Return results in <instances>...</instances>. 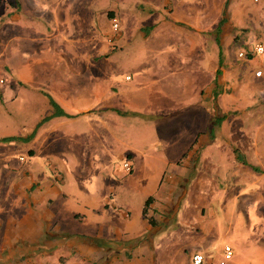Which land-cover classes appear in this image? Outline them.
<instances>
[{"label": "crops", "instance_id": "obj_1", "mask_svg": "<svg viewBox=\"0 0 264 264\" xmlns=\"http://www.w3.org/2000/svg\"><path fill=\"white\" fill-rule=\"evenodd\" d=\"M225 2L204 0V6L196 7L187 2L182 6L174 5L169 0L161 20L155 22L153 31L145 38L157 35L161 43L175 38L181 40L182 47L178 52L164 46L165 51L173 54L165 52L159 60L167 70L175 71L174 78L170 82L156 79L146 89L139 86L138 93L131 83L120 86L116 80L113 81L114 69L105 64L111 54L106 42L96 51L85 49L83 54L70 44L84 33V23L92 21L84 20V0H0V194H3L0 230L4 233L2 251H9L6 259L0 254V264L40 246L59 244L61 247L84 249V240L106 242L114 239L110 233L121 240L123 249L139 248L144 245L139 238L160 224V216L168 210L178 186L188 181L205 190L212 181L211 174L216 170L219 175L223 174L220 170H223L226 157L241 169L242 177L255 182L260 180L261 173L237 161L233 155L225 156L224 147L206 139L207 128L212 124L213 116H217V112L207 106L208 96L214 87L213 74L219 68L223 72L225 66H219L206 51L201 50L203 45L199 40L204 39L202 35L210 34L212 37L211 31L222 17ZM79 4L81 8H78ZM71 6L77 7L73 10ZM92 14L99 26L88 28L87 35L90 32L104 34L100 25L106 28L110 23L108 18L116 16L110 8ZM139 24L137 31L141 30V22ZM72 35L75 37L71 38ZM84 39L83 36L80 41ZM183 60L187 63L181 67L178 64ZM52 72L59 74L54 86L60 92H56L55 98L68 115L53 117L42 124L26 143L29 156L16 158L13 153L15 142L3 140L17 135L18 130L9 124L16 119L8 114L5 116L1 109L15 102L18 89L29 94L33 90L38 93L42 88L49 89ZM87 72L90 73L88 81L71 86V80L82 79L84 77L80 74ZM1 76H7V79ZM127 77L126 82L132 80ZM70 88L74 91H69ZM191 97L194 101L190 103L196 100L198 104L187 108ZM177 111L181 116L172 118ZM138 119L144 123L136 125ZM35 123L27 126L32 127ZM57 133L63 137H71L74 133L79 137L69 139V145L65 141L66 145L56 150ZM84 136L92 150L102 148L107 153H116L113 158L119 160L127 154L134 157L136 172L131 177L142 179L139 187L144 195L141 199L152 196L151 208L159 202L157 213L149 211L157 221L156 226L149 223L143 214L144 208L140 215L134 214L133 209H127L125 218L120 217L115 223V209L110 207L112 200H107L104 193H84L77 187L76 180L72 182L74 187L70 185L65 176L71 178V174H77L83 167L78 150L79 140ZM256 149L257 146L250 151L254 154L253 160ZM67 157L70 158L71 169L67 166ZM195 158L200 160L201 168L190 181L191 173L185 170L195 168V164L192 166ZM250 164L258 165L252 161ZM166 167L167 171L173 170L176 174H165L166 178H163L162 171ZM169 179H173V186L165 187L164 182ZM67 184L73 189V196H69ZM198 199L207 201L205 195L198 196ZM157 214L160 218L156 217ZM108 218H111V223ZM200 218H204V213ZM69 223L75 227H69ZM136 254L139 258V253ZM255 261L254 264H264L263 254Z\"/></svg>", "mask_w": 264, "mask_h": 264}, {"label": "rangeland", "instance_id": "obj_2", "mask_svg": "<svg viewBox=\"0 0 264 264\" xmlns=\"http://www.w3.org/2000/svg\"><path fill=\"white\" fill-rule=\"evenodd\" d=\"M84 1V10L86 11L84 20L92 21L85 22L84 33L78 36V40L74 38L70 42L79 54H83L85 49L96 51L103 42H106L111 54L109 61L107 60L105 64H109L112 66L111 69H114V75L111 76L113 81L116 80L120 86L131 83L136 86L138 93L139 86L146 89L156 79L161 82L173 81L175 71L167 70V67H163L159 60L165 55V52L173 54L171 51H165L164 46L178 52L182 47L181 40L175 38L161 43L156 37L157 35L145 38V35L153 31L151 29L155 22L161 20L169 0ZM172 1L174 5L181 6L186 2L192 3L196 7L205 5L204 0ZM225 1L228 3V9L224 24L220 23L223 19L222 14L216 28L213 32L211 31L212 37L210 34L202 35L204 39L199 40L200 45H203L200 49L206 51L219 66H225L223 72L216 71L213 74L214 87L208 96L207 106L211 107L214 113L217 112V116H213L212 124L207 128L208 137L206 139L216 141V144L224 147L226 149V152H223L225 156L230 154L237 159L234 148L239 149L248 162L252 161L258 164L255 166L264 170V59L262 55L252 51L256 42L264 44V0ZM76 7L71 6L73 10ZM78 8H81L80 4ZM106 8H110L116 13L120 23L118 32H114L112 29L111 17L108 18L110 23L106 28L100 25V31H104V34L90 32L87 35L88 28L93 29L98 25L92 12L102 11ZM139 22H141V30L137 31ZM83 36L85 39L81 42L80 39ZM241 51L246 53L245 57H240ZM68 58L74 57L68 56ZM168 59L174 58L168 57ZM201 59H205V57ZM185 63L187 60H183V63L178 65L183 67L186 65ZM201 63L199 61V64ZM170 68L173 67L170 66ZM258 71H262L260 76L257 75ZM58 75L57 72H52L49 89L42 88L43 90H38V93H36L37 90H33L32 94L20 89L16 90L15 102L1 109L5 116L8 114L16 119L9 123L18 130L16 136L9 138L10 141L15 142L13 145L14 157L18 158L20 155L28 157L26 143L34 136L31 139L25 138L32 136L35 130L37 132L38 128L50 121L51 118L58 116L47 118L56 112V107L51 100L62 108L55 98L57 97L56 92H60L54 86L55 78ZM80 75L84 78L71 80V86H75L80 81H88L87 77L90 76V73ZM126 75H128V79L132 80L126 82ZM150 76L154 77L150 78ZM1 78L7 79V76H1ZM220 80H223V83H220ZM69 91H74V89L70 88ZM193 99L191 97L187 103L194 101ZM197 104L198 101L195 100L187 108ZM130 115L133 116V114ZM179 116H181L180 111H177L171 117ZM45 118L47 119L37 126ZM134 118H136L135 115ZM35 121L37 122L35 123ZM149 122L157 124L155 121ZM34 123L35 125L32 127L27 126ZM143 123V120L138 119L135 124ZM57 134L59 141L55 145L56 150L66 145L69 139L79 137L74 133L71 137ZM79 143L78 154L83 160V167L77 174H71L72 171H70L71 178L64 174L70 185L74 187L72 182L76 180L77 187L81 188L84 193L93 195L99 192L104 193L107 200H112L110 207L115 209V223L120 220V217L125 218L127 209H133L134 214L140 215L149 197L145 200L141 199L144 195L140 192L139 187L142 179L131 177L136 169L134 157L127 154L119 160L113 158L116 153L109 151L107 153L102 148L92 150L85 136L79 140ZM148 145H152V143ZM255 146H257V151L254 152L255 159L253 160L254 154L250 151ZM24 157L22 160H25ZM95 158L98 160H94ZM65 160L68 168L71 169L70 158L67 157ZM125 161L131 163L132 171L125 169ZM237 161L239 160L237 159ZM230 162L231 159L228 160L227 157L223 160V170H220L223 174L219 175L218 170L211 174L212 181L205 190L200 186L191 185L188 181L179 185L174 196L172 195L168 210H164V215L160 216L162 217L158 221L160 224L150 228L142 238H139L144 242V245L142 244L139 248L123 249L121 240H117L115 235L110 233L115 240L111 239L106 242L97 239L84 240V249L75 246L61 247L59 244L30 248L26 253H21L14 259L9 258L10 262L3 264H191V257L196 252L206 256L207 263L204 264H254L260 254L264 256V173H261L260 180L255 182L251 178L242 177L241 169ZM192 163V166L195 164V168L185 170L186 173H191L190 181L194 179V175L201 168L198 158L193 159ZM23 168L25 167L23 166ZM165 171H167V167L162 171V173L164 172L163 178L165 174L167 176L176 174L173 170H168L167 173ZM172 180L164 182L165 187L168 185L172 187ZM70 185L67 184L69 196H73L71 193L73 189L70 188ZM203 195L207 199L206 202L198 199V196ZM211 197L212 200H209ZM2 201L3 194H0V203ZM157 204L152 208V204H150L148 213L149 211L157 213ZM203 213L204 218H200ZM149 215L153 216V214ZM156 217L160 218L158 214ZM109 221L112 222L111 218ZM68 226L75 227L70 223ZM90 228L95 230L93 226ZM3 242L4 233L3 230H0V254H3V258L6 259L9 251H2ZM226 246H230L233 251V255L229 259L225 257ZM136 252L139 253V258Z\"/></svg>", "mask_w": 264, "mask_h": 264}, {"label": "trees", "instance_id": "obj_3", "mask_svg": "<svg viewBox=\"0 0 264 264\" xmlns=\"http://www.w3.org/2000/svg\"><path fill=\"white\" fill-rule=\"evenodd\" d=\"M227 9H228V3L226 2V5H225V8H224V11H223V19L221 20V24H224L223 22H224V20L225 19H227L226 18V15H227ZM226 22V21H225ZM217 72L218 73H220V72H222V70L219 68L218 70H217ZM52 101V104L56 107V112L55 113H53L51 116H49V117H47V118H51V117H53V116H55V115H68L62 108H60L53 100H51ZM47 118H45L44 120H42L41 122H39V124L37 125V126H40ZM223 118H224V115H223ZM216 123V122H215ZM36 133V130L34 131V133H33V135L32 136H30V137H27V138H25V139H31L33 136H34V134ZM3 140H9V138H3ZM234 153L236 154V157H237V159L241 162V163H243V164H245V165H249L250 167H252L256 172H259V173H264V170H261L260 168H258V166H255V165H252V164H250L248 161H247V159L245 158V156H244V154H242L240 151H239V149H237V148H234ZM152 201H153V197L152 196H150L148 199H147V201H146V203H145V206H144V209H143V214L148 218V220H149V223L151 224V225H153V226H156L157 225V221H156V219H155V217L154 216H150L149 215V213H148V207H149V205L152 203Z\"/></svg>", "mask_w": 264, "mask_h": 264}, {"label": "built area", "instance_id": "obj_4", "mask_svg": "<svg viewBox=\"0 0 264 264\" xmlns=\"http://www.w3.org/2000/svg\"><path fill=\"white\" fill-rule=\"evenodd\" d=\"M111 26H112V29L114 32H118L119 27H120V23H119V20L117 19L116 16L112 17ZM109 40H111V39H109ZM252 51L262 55L263 59H264V44L263 43L256 42L252 48ZM239 55H240V57H245L246 53L244 51H241ZM261 74H262V71L257 72V75L260 76ZM21 159H23V158H21ZM124 167L127 171H132V166H131V163L129 161L124 162ZM225 254H226L225 257L227 259L232 257L233 251H232V248L230 246H226ZM205 262H206V256L200 252L194 253L191 257V264H204ZM222 263H224V262H222Z\"/></svg>", "mask_w": 264, "mask_h": 264}]
</instances>
